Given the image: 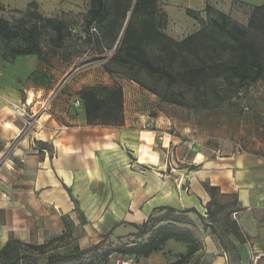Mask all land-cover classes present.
Here are the masks:
<instances>
[{
  "label": "crops",
  "instance_id": "0c3cea01",
  "mask_svg": "<svg viewBox=\"0 0 264 264\" xmlns=\"http://www.w3.org/2000/svg\"><path fill=\"white\" fill-rule=\"evenodd\" d=\"M62 55L22 56L12 63L0 55V251L16 244L31 259L22 264H45L51 256L87 250L105 239L129 243L136 226L164 217L158 208H171L184 218L178 226L201 243L185 264H264L263 82L253 85L257 92L246 100L251 112L244 113L234 98L197 109L189 122L173 118L171 106L154 95L145 107L142 101L150 98L139 90L128 111L126 92L136 84L124 82V125L90 126L78 93L118 80L102 73L84 79ZM49 99L40 127L13 147L23 123L12 117L10 104H28L36 112ZM144 122L150 127L143 129ZM168 127L179 133L168 134ZM179 178L182 188L174 185ZM206 185L217 189L222 203L237 200L232 215L217 222L208 218ZM187 250L170 240L148 258H127L134 264H175Z\"/></svg>",
  "mask_w": 264,
  "mask_h": 264
},
{
  "label": "trees",
  "instance_id": "16d2710c",
  "mask_svg": "<svg viewBox=\"0 0 264 264\" xmlns=\"http://www.w3.org/2000/svg\"><path fill=\"white\" fill-rule=\"evenodd\" d=\"M160 1L90 0L82 26L85 37L81 35L80 40L87 46L95 45L100 55L116 47L104 65L106 71L136 83L164 104L214 109L264 80V4L253 9L247 26L207 6L206 11L215 12L216 16L178 41L165 32L169 17ZM29 5L35 9L16 20L0 17L1 57L10 63L22 56H37L43 60L48 52L62 51L63 62L72 64L68 48L74 35L69 24L44 16L34 3ZM186 14L199 22L193 10H186ZM93 28L98 32L96 39L91 34ZM78 97L85 108L88 125H124L125 103L120 84L88 87L81 90ZM205 189L211 196L207 212L212 222L226 219L235 212L236 199L222 203L216 198V188L206 185ZM156 211H166V214L152 216L136 226L138 232L132 242L117 244L105 239L87 250L51 256L45 264H106L112 255L139 260L161 251L170 240L187 246L186 255L175 263L185 264L200 250L201 243L191 232L178 226L184 218L176 216L174 209ZM189 212L194 210L186 213ZM164 221L167 224L160 225ZM237 230L236 225L231 228L234 233ZM24 247L35 251L44 248ZM23 259L31 260L20 255L16 244L8 243L0 251V264H22Z\"/></svg>",
  "mask_w": 264,
  "mask_h": 264
},
{
  "label": "rangeland",
  "instance_id": "374dc122",
  "mask_svg": "<svg viewBox=\"0 0 264 264\" xmlns=\"http://www.w3.org/2000/svg\"><path fill=\"white\" fill-rule=\"evenodd\" d=\"M30 3L37 5V9L46 17L59 18L67 22L70 28L73 30V39L69 42V61L72 59V64L75 67H79V71H83L84 79L98 78L99 74H105L108 77L116 78L117 84H124L129 82L121 75H111L106 71L104 65L113 56L116 47L111 51H106L104 55L98 54L97 47L95 45L87 46L83 40H80L82 35V26L84 19L89 9L90 0H0V17L8 20H16L22 17L28 10H34V7H30ZM264 4V0H161V8L167 12H170L172 16V22H169L165 32L172 38L180 41L186 36L196 32L203 26L207 25L209 18L216 16L215 12H207L206 7L211 6L215 11L223 12L231 17L234 21L247 26L250 16L255 7ZM193 8V9H190ZM193 10V12L199 17V22L191 18L186 14V10ZM167 12V13H168ZM169 17V16H168ZM91 34L94 39L98 37L96 30H91ZM83 38L85 35H82ZM119 39V38H118ZM45 46H47L45 44ZM72 57V58H71ZM23 60L24 58H20ZM70 63V62H69ZM23 70L25 68H22ZM101 76V75H100ZM148 84H152L151 81L142 78ZM136 84V83H135ZM133 86V85H131ZM127 87V85H125ZM127 89V88H126ZM128 90V89H127ZM144 92L150 99L144 98L143 105L149 106L150 100H154L153 94L142 89L139 85L129 87L126 92V107L128 111L134 107L133 101L134 92ZM155 96V95H154ZM156 100H159L156 97ZM158 98V99H157ZM192 98H188V101ZM166 104V103H165ZM169 106V104H166ZM145 106V107H146ZM170 114L173 118H183L188 122L193 121L194 113L197 109L186 108L182 106L170 105ZM170 130L165 131L168 134L174 136L178 134V130L174 127H168ZM178 128V126H177Z\"/></svg>",
  "mask_w": 264,
  "mask_h": 264
},
{
  "label": "built area",
  "instance_id": "2783aa9c",
  "mask_svg": "<svg viewBox=\"0 0 264 264\" xmlns=\"http://www.w3.org/2000/svg\"><path fill=\"white\" fill-rule=\"evenodd\" d=\"M92 30H95L94 28ZM1 50V46H0ZM264 84V80H261ZM258 83V82H257ZM256 83V84H257ZM254 84L250 85L248 88L245 90H242L241 92L238 93L236 96L235 100H238L242 103L241 109L244 113H249L251 112V107L250 105L246 102L247 99L250 97H254V95L257 92V88L253 86ZM259 88L263 89L261 86ZM51 99L47 100L40 108V110L36 112L30 111L29 105L28 104H15L11 103L10 108L12 112V117L16 120H21L23 123V126L20 130V133L18 137L16 138L14 144L12 145L13 147L15 144L22 138L28 136L31 134L34 130L40 127V119L41 117L46 114L51 106ZM150 127V124L148 122H144L143 124V129H147ZM174 185L177 188H182L183 187V178L175 179L174 180ZM113 258V255L110 256V259ZM115 264H134L132 260L125 258V257H119L118 259L115 260Z\"/></svg>",
  "mask_w": 264,
  "mask_h": 264
},
{
  "label": "water",
  "instance_id": "95a60500",
  "mask_svg": "<svg viewBox=\"0 0 264 264\" xmlns=\"http://www.w3.org/2000/svg\"><path fill=\"white\" fill-rule=\"evenodd\" d=\"M123 33H124V30H123ZM123 36V35H122Z\"/></svg>",
  "mask_w": 264,
  "mask_h": 264
}]
</instances>
